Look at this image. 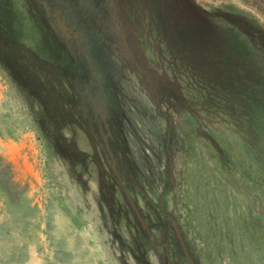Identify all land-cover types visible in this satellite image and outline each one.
<instances>
[{"label": "rangeland", "instance_id": "1", "mask_svg": "<svg viewBox=\"0 0 264 264\" xmlns=\"http://www.w3.org/2000/svg\"><path fill=\"white\" fill-rule=\"evenodd\" d=\"M0 264H264V10L0 0Z\"/></svg>", "mask_w": 264, "mask_h": 264}, {"label": "trees", "instance_id": "2", "mask_svg": "<svg viewBox=\"0 0 264 264\" xmlns=\"http://www.w3.org/2000/svg\"><path fill=\"white\" fill-rule=\"evenodd\" d=\"M253 1L258 2L259 7H262L264 10V0H253Z\"/></svg>", "mask_w": 264, "mask_h": 264}]
</instances>
